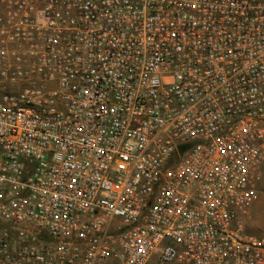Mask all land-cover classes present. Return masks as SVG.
Masks as SVG:
<instances>
[{"label":"built area","instance_id":"obj_1","mask_svg":"<svg viewBox=\"0 0 264 264\" xmlns=\"http://www.w3.org/2000/svg\"><path fill=\"white\" fill-rule=\"evenodd\" d=\"M264 0H0V264H264Z\"/></svg>","mask_w":264,"mask_h":264},{"label":"rangeland","instance_id":"obj_2","mask_svg":"<svg viewBox=\"0 0 264 264\" xmlns=\"http://www.w3.org/2000/svg\"><path fill=\"white\" fill-rule=\"evenodd\" d=\"M260 180H262V177ZM250 215L252 217H250ZM246 221L249 233L257 236H264V212L262 210L259 211L257 208L253 207L252 211L249 210V213L246 216Z\"/></svg>","mask_w":264,"mask_h":264},{"label":"crops","instance_id":"obj_3","mask_svg":"<svg viewBox=\"0 0 264 264\" xmlns=\"http://www.w3.org/2000/svg\"><path fill=\"white\" fill-rule=\"evenodd\" d=\"M257 190H258V198L252 203L249 210L252 211L253 207H255L257 208V210L259 211L262 210L264 212V163L262 165V180L258 181ZM250 217L252 216L250 215ZM247 229H248V226H247Z\"/></svg>","mask_w":264,"mask_h":264}]
</instances>
